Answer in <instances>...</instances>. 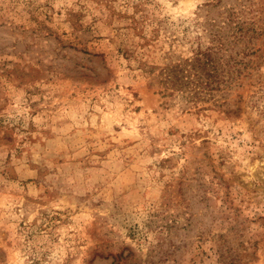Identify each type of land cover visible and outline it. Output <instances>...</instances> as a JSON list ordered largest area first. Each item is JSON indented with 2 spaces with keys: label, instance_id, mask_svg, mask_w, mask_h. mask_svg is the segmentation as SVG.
<instances>
[{
  "label": "rangeland",
  "instance_id": "obj_1",
  "mask_svg": "<svg viewBox=\"0 0 264 264\" xmlns=\"http://www.w3.org/2000/svg\"><path fill=\"white\" fill-rule=\"evenodd\" d=\"M0 264H264V0H0Z\"/></svg>",
  "mask_w": 264,
  "mask_h": 264
},
{
  "label": "trees",
  "instance_id": "obj_2",
  "mask_svg": "<svg viewBox=\"0 0 264 264\" xmlns=\"http://www.w3.org/2000/svg\"><path fill=\"white\" fill-rule=\"evenodd\" d=\"M229 25V24H228ZM232 27L222 32L223 26L215 18L209 22L211 43L195 51L192 57L166 64L160 69V84L173 89H216L223 81L221 59L246 33L234 34Z\"/></svg>",
  "mask_w": 264,
  "mask_h": 264
}]
</instances>
